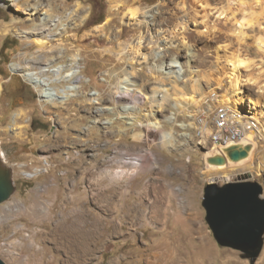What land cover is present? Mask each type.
Returning a JSON list of instances; mask_svg holds the SVG:
<instances>
[{
	"label": "rangeland",
	"instance_id": "rangeland-1",
	"mask_svg": "<svg viewBox=\"0 0 264 264\" xmlns=\"http://www.w3.org/2000/svg\"><path fill=\"white\" fill-rule=\"evenodd\" d=\"M27 1L47 4L60 20L50 42L58 50L46 57L51 66L43 78L56 81L51 70L63 69L58 77L63 80L52 83L67 90L61 98L48 100L10 70L12 64L25 68V59L42 55L31 43L39 23L27 18L22 7ZM184 1L192 5L188 27L201 28L192 24L201 14L197 2ZM157 2L141 0L140 8L150 10ZM226 3L239 10L238 18L251 21L244 36L237 39L232 21L226 24L222 15L214 34L202 29L203 34L194 33L195 42L187 43L197 55L183 51L169 71L144 59L151 52L146 44L133 64L129 56L119 57L115 50L135 43L144 30L129 25L128 10L117 12L109 0H0V157L14 186L0 205V259L5 264H250L239 251L215 241L202 206L207 183L220 186L245 177L261 186L264 198V92L256 91L264 84V13L251 14V8L235 0ZM73 8L80 9L77 19L61 20ZM170 29L174 36L181 32ZM238 55L250 68L241 69L234 92L226 77ZM73 56L78 57L77 78L70 80L65 75ZM42 63H30V72L41 74ZM124 71L144 94L135 103L114 99ZM248 76L257 84H248ZM227 98L230 112L240 113L241 122L256 117L263 131L245 163L250 168L224 181L222 170L207 169L205 157L216 155L213 119L219 106L227 107ZM155 121L158 130L146 127ZM163 133L170 134V141H163ZM240 167L227 165L223 171ZM108 168L127 174L116 180L106 176ZM75 222L92 232L79 234L85 240L81 244L61 228ZM202 248L205 257L198 252ZM254 264H264V244Z\"/></svg>",
	"mask_w": 264,
	"mask_h": 264
},
{
	"label": "bare ground",
	"instance_id": "bare-ground-1",
	"mask_svg": "<svg viewBox=\"0 0 264 264\" xmlns=\"http://www.w3.org/2000/svg\"><path fill=\"white\" fill-rule=\"evenodd\" d=\"M140 1L141 0H109V3L112 6V9L116 10L117 12H120L121 10L123 11L124 9L128 10L127 12H128L129 17H130L129 18L130 20L128 22L129 25H133V26H136L138 28H142L144 30L143 33H141L136 38L135 43L120 46V48L118 50H115V51H117V54L120 55L119 57H128L129 56L127 61L130 64H133V62L136 60L137 56L140 53V48L143 45L145 46V44H146V46L147 45L151 46V48H150L151 52L148 54V56L145 55L144 59L151 61L152 63H150V64H152V66L156 64L157 67L160 66V68H163V67L165 69L168 68V70L171 71L170 69L175 68L174 65H172V63H176V61L178 60V57L181 55V53L183 51L188 52L189 53L188 56L189 57L191 56L192 58H194L197 55L195 50L192 49V52H191L189 46L187 45L188 42H192L194 40V33H202L203 34V32L201 30L205 29L204 31L206 33L214 34L213 32L216 30V26L221 21L219 19V17H221L222 15H224V17H226L225 21H224L226 24H227V22L230 21V23H231V21H232V24L235 28L234 29V35L237 37V39L242 38L244 36V34H245L244 27L249 26L251 24V21H249V19L246 20L245 18H241V19L238 18L237 12L239 10L237 8H235V10L231 9L230 5H228L226 3V0H194L197 2L199 9H200L199 12L201 13L199 16L200 17L199 22H197V21L193 22V23L191 22L193 25L201 27V28L195 27V30L188 27V25H187V23H190L188 18L190 17V11L192 9V5L186 3V1H184V0H177V1H175V0L174 1L173 0H158L156 6L150 10H147V11L141 10ZM235 2H237L239 5H245V6H248V8H251V11H250L251 14H257L255 11H259V13L260 12L264 13L263 12V0H249L248 2H244V0H235ZM14 5L17 7L19 6L17 3H14ZM46 6H47V4H46ZM46 6H43L42 4L34 5V3L31 4L30 1H27V3L22 6L23 9L26 11L27 18L37 20L39 23L38 28L32 34L33 37H32L31 43H32V45L36 46L35 48H37V52L41 53L42 55H34L28 59H25V62L27 64V67H25V68H22L18 63L12 64L10 66V70L12 72L21 73L26 78V80L35 89L38 88V91H40L41 96L46 97L48 100H52L56 96L58 98H61V96L63 94L67 93V90L66 89L59 90V89H56L55 87H53V85H52V83H55L58 80H61V79L63 80V78H58L61 75V73L63 72L62 68L59 67V68H55V69L51 70V72L54 73V75L56 77V79H55L56 81H50L47 77L43 78V74H46L49 71L48 67L51 66L49 59H46V57H52V55H55L57 53L56 51L58 50L56 47H53L50 44V42L52 40H54L53 36L57 35V34H54L52 32L54 31L55 28L56 29L58 28L57 24L60 23L59 19L57 20V19L53 18L52 14L49 13V9ZM63 7H65V6H63ZM76 7H78V6H76ZM79 10H80L79 8H73L71 13H69L70 15L68 14L69 16L66 15L65 17H62L61 20L67 19V18L70 20H73V19L76 20L78 17L76 15H78L77 13L80 12ZM74 26H75L74 28L77 27V25H74ZM170 28H173L172 31H175V29L178 28L179 30H181V32L178 35L174 36L173 32H171V31L169 32V30H171ZM45 34H49L47 41L42 39V36H44ZM58 37H60V35ZM193 42H195V41H193ZM187 46H188V48H187ZM208 46H210V45H208ZM160 47H162V49H161L162 52H160V51L156 52L158 49H160ZM260 47L264 49L263 45ZM155 48L156 49L158 48V49L156 50ZM205 49H206V47H205ZM187 50H189V51H187ZM225 52L227 53L228 50L225 49ZM56 57H57L56 59H59V56H56ZM145 57H147V59ZM234 57H236L234 60L235 63L234 62L231 63V68H230L226 78L228 79V82L231 84L233 91L236 92L238 90L239 84H240L241 71H242L241 69H245L247 71V69L250 68V62L248 60H246L244 57L241 58L239 55L234 56ZM42 61H44V63H42L44 65V68H42L41 74H39V72H37V73L36 72H30V70H29L30 63L40 64ZM54 61H52V62L54 63ZM71 61H72L73 65L71 68L68 69V74L65 75V78H68L70 80L77 78L78 57L73 56L71 58ZM153 61L155 62V64L153 63ZM240 61H244L245 66H242L239 63ZM162 65H164V66L162 67ZM181 66L183 67V65H181ZM151 71H153V70H151ZM180 71H181V67L179 69V72L176 74L178 76H175L176 78H179L180 73L182 72V71L181 72ZM170 73H174V71H172ZM124 75H125V78L118 80L116 83V86H115L116 93H115L114 99H115V101H118V102L120 100L130 99L129 102L135 103V101L137 99H141V97H143L144 94L140 88H136L138 85H136L132 81H130V79L128 77V73L126 71H124ZM249 78H252V77L248 76L246 81H248ZM252 79H255V78H252ZM67 89L69 90V89H71V87H68ZM72 89L74 90L76 88L74 86H72ZM67 95H69V94H67ZM96 99H98V98H94V100H96ZM89 101L90 100L88 99V102ZM91 101H92V99H91ZM228 101H229V98H227V100L224 101L223 103L226 104V103H228ZM226 106H227V104H226ZM133 107H134V105L131 104L130 106L126 107V109H131ZM222 111H227L229 113V115L235 116L238 118L239 121H241L240 118L242 117V115L240 113L236 114V112H234V111L230 112L228 106L227 107L223 106ZM215 112L216 113L214 114L215 116L213 119L214 125H213V133L211 134V139L216 144L217 150L215 151V153L214 152L213 153L216 154L215 156L223 155L226 157V153L224 151L229 146H219V145H226V138H221V124H220L218 119H215L217 117L219 109H218V111L216 110ZM238 116H240V118ZM171 119L174 120V117H171L170 120ZM257 120L258 119L256 117L252 116L249 119L245 120V122H244V123H248V124L252 125V127H257L256 130H254L253 132H250L248 134V136L246 137V139L242 143V145H245V144L250 145V148H251L249 153H248V156L245 159L240 160L239 162H235V163H229V161H228V163L225 165H214V166L210 165L206 161L207 162V164H206L207 169L208 170H216L217 174H218V171L221 172V170H222L221 175L220 174L219 175L221 177V180H224V181L229 180V178L232 174H234V175L238 174L239 176H241L242 172H244L246 169H249L250 166L249 165L245 166V163H247L250 159H252V155H253L254 151L256 150L257 139L259 138L258 135H259V133H261L263 131L257 125V123H258ZM146 127H148L149 129L152 128V129L158 130L160 128V123L157 121L151 122V124L148 123V125ZM161 138H163V141L166 142V141H170L171 136H170V134L163 133ZM259 139L261 140V138H259ZM230 146H232V145H230ZM0 154H1V151H0ZM211 155H213L212 152L207 153L205 158L208 160V158H210ZM109 161L112 162L111 160H109ZM138 163H134V164L136 165ZM249 164L251 165V163H249ZM227 165H230V166L232 165L235 168H237V166H239V165L243 166V167H240V168L236 169L237 171H233V172L223 171V169H225ZM6 166L7 165L4 164V162L2 161V159L0 157V167L5 168ZM125 174H127L125 171L118 173V171L114 172L111 168H108L106 170V176H113L116 180L117 179L120 180V178H122V176H124ZM209 175L213 176L211 178L218 177V176H215L213 173H210ZM116 176H118V177H116ZM111 179H112V177H111ZM72 199H73V196H72ZM44 213L46 216H49V214H50L49 207H46V206L44 207ZM61 228H63L62 230L65 233H68V234L72 235L73 237L75 236L76 239H80V240H77V244H81L80 242L83 239V238L81 239V236L79 234H88L87 236L92 234V232L89 230H84L83 228L79 229L76 222L73 224H69L67 227L61 226ZM82 237H84V236H82ZM86 244L84 242V243H82V246L85 247ZM75 245H76V243H75ZM76 247H78V246H76ZM79 247H81V246H79ZM88 251H90V250L87 249V252ZM204 251H205L204 248H202L200 251H198V252H200L199 253L200 256L205 257L206 252H204Z\"/></svg>",
	"mask_w": 264,
	"mask_h": 264
},
{
	"label": "water",
	"instance_id": "water-1",
	"mask_svg": "<svg viewBox=\"0 0 264 264\" xmlns=\"http://www.w3.org/2000/svg\"><path fill=\"white\" fill-rule=\"evenodd\" d=\"M250 145L235 144L225 149L226 157L208 158L212 165L239 162L248 156ZM238 179L217 185L210 182L204 188L202 206L205 220L215 241L221 246L240 252L242 259L254 264L264 244V198L261 186ZM14 192L9 170L0 167V205ZM0 264H5L0 259Z\"/></svg>",
	"mask_w": 264,
	"mask_h": 264
},
{
	"label": "built area",
	"instance_id": "built-area-1",
	"mask_svg": "<svg viewBox=\"0 0 264 264\" xmlns=\"http://www.w3.org/2000/svg\"><path fill=\"white\" fill-rule=\"evenodd\" d=\"M221 124V138H226V145L242 144L250 132H253L257 127H252L248 123L238 120L237 117L229 115L227 111H222V106H219L217 117Z\"/></svg>",
	"mask_w": 264,
	"mask_h": 264
},
{
	"label": "clouds",
	"instance_id": "clouds-1",
	"mask_svg": "<svg viewBox=\"0 0 264 264\" xmlns=\"http://www.w3.org/2000/svg\"><path fill=\"white\" fill-rule=\"evenodd\" d=\"M235 63V61H233ZM242 66H245V62L244 61H240L239 62ZM262 73H264V69L260 70ZM248 84L251 85H256L257 84V80L249 78L247 81ZM257 92H264V84L259 85V87H257L256 89Z\"/></svg>",
	"mask_w": 264,
	"mask_h": 264
},
{
	"label": "flooded vegetation",
	"instance_id": "flooded-vegetation-1",
	"mask_svg": "<svg viewBox=\"0 0 264 264\" xmlns=\"http://www.w3.org/2000/svg\"><path fill=\"white\" fill-rule=\"evenodd\" d=\"M19 89H21V87H20ZM23 90H24V91H26V89H25V88H23Z\"/></svg>",
	"mask_w": 264,
	"mask_h": 264
}]
</instances>
